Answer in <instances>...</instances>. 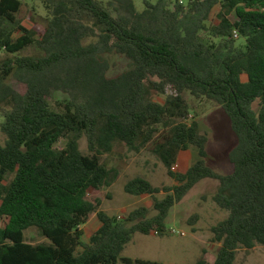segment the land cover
Listing matches in <instances>:
<instances>
[{"label": "trees", "instance_id": "1", "mask_svg": "<svg viewBox=\"0 0 264 264\" xmlns=\"http://www.w3.org/2000/svg\"><path fill=\"white\" fill-rule=\"evenodd\" d=\"M40 1L43 29L23 25L22 0H0V218L7 220L0 264H161L120 254L135 233L168 234L170 209L205 178L219 181L213 201L228 214L212 228L220 243L214 261L196 264H234L240 246H264V0H141L142 10L135 0ZM216 6L217 21L207 26ZM28 48L36 53L20 55ZM110 53L130 68L109 76L100 56ZM55 92L67 97L51 103ZM186 92L226 114L238 140L231 173L207 164L206 134L196 120L185 121ZM83 136L91 155L79 149ZM115 142L134 151L150 146L177 182L125 183L126 193L153 197L154 215L144 206L109 215L87 199L89 189L117 177L99 158ZM190 148L199 159L174 172L178 154ZM93 213L100 224L84 242L81 226ZM30 227L49 243L26 242Z\"/></svg>", "mask_w": 264, "mask_h": 264}, {"label": "rangeland", "instance_id": "2", "mask_svg": "<svg viewBox=\"0 0 264 264\" xmlns=\"http://www.w3.org/2000/svg\"><path fill=\"white\" fill-rule=\"evenodd\" d=\"M106 4L110 0H99ZM155 1V0H151ZM185 5L188 0H181ZM23 5L19 14L23 25L27 28L36 27L43 29L47 23V11L40 0H22ZM139 10L144 8L141 0H135ZM116 16V12L110 7ZM219 7L213 8L206 25L210 26L217 21ZM242 44V40H238ZM36 53L34 48H28L20 52V55ZM109 64L108 75L114 76L130 68V60L116 53L100 56ZM11 86L18 91H23L24 86L16 79L9 80ZM66 94L55 92L51 103L61 101ZM151 97L160 103L165 102V95L152 91ZM184 100L189 106V115L185 120L190 123L196 120L201 133L207 136L206 162L219 175H227L233 171V163L230 154L238 144L237 137L232 130L229 120L220 105L214 101L201 98L196 99L188 92L184 93ZM2 117L0 116V121ZM6 141V135L0 130V145ZM61 144V143H60ZM79 149L83 154L91 155L87 148L86 138L79 140ZM100 162L107 168L113 169L117 177L110 185L100 190L89 189L87 199L94 204L99 203L98 209L109 215L119 217L127 215L135 208L144 206L148 209V215H154L153 197L148 194L132 195L124 191L125 183L135 177L148 180L152 185L162 187L177 184L167 172V168L151 147L141 148L138 151L130 150L124 143L115 142L109 153L100 157ZM199 159L197 150L190 148L181 151L172 170L185 172L186 169ZM13 174H8L9 181ZM219 181L205 178L196 183L190 191L175 204L168 214L166 223L168 234L163 236L151 233L149 235L135 233L132 240L125 245L121 252L122 257L140 258L160 262L161 264H196L199 258H205L212 262L220 248V243L212 241V228L227 217L228 211L221 209L213 201V195L217 191ZM163 191L155 195L163 198ZM195 217V218H194ZM5 218H0V227L6 223ZM99 221L93 213L89 220L81 226L82 240L89 241L90 235L98 228ZM25 241L30 244L49 243V240L41 235L38 228L30 227L24 231ZM82 247L78 248L81 251ZM117 264H123L118 261ZM234 264H264V246L256 244L251 249L240 246L237 249Z\"/></svg>", "mask_w": 264, "mask_h": 264}, {"label": "built area", "instance_id": "3", "mask_svg": "<svg viewBox=\"0 0 264 264\" xmlns=\"http://www.w3.org/2000/svg\"><path fill=\"white\" fill-rule=\"evenodd\" d=\"M234 35L236 36V33H234ZM175 167H173V169H174Z\"/></svg>", "mask_w": 264, "mask_h": 264}]
</instances>
